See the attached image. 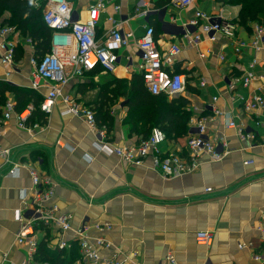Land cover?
<instances>
[{"label": "crops", "instance_id": "1", "mask_svg": "<svg viewBox=\"0 0 264 264\" xmlns=\"http://www.w3.org/2000/svg\"><path fill=\"white\" fill-rule=\"evenodd\" d=\"M99 1L105 4V10L99 15L96 40L102 41L115 27L139 38L148 26L154 30L159 50L179 44L182 50L171 71L186 79V89L189 87L191 93L185 91L181 96L190 102L188 109L196 117H204L211 115L213 105L223 114H230L237 123H246L245 132L253 133L256 142L239 140L235 130L225 127L224 117H214L208 123L207 135L219 140L218 150L223 159L205 162L193 174L164 180L152 169L150 159L131 166L114 154L97 151L96 135L82 120L61 116L63 107L59 106L48 114L41 129L30 133L17 127L15 114L8 121H0V147L10 151V162H38L54 185L52 202L71 213V226L84 224L90 237L102 238L128 257L127 264H163L168 254L174 257L175 264H264V231L259 230L264 219V130H256L252 125L257 118L264 120V113L258 117L242 114L225 91L230 79L241 77L253 58L258 61L255 72L264 74V51L254 54L243 50L236 55L229 40L218 35L211 42L201 34L195 46L183 36L185 32L195 33L184 27L195 10L232 22L237 27V37L244 40L249 38L251 26L256 22L240 26L241 6L230 0H195L188 9L173 0H117L121 8L118 14H114L110 0H75L72 7L75 21H86L88 7ZM138 3L148 9L146 18L136 17ZM197 33L200 34L199 29ZM19 46L23 48V58L14 62L8 76L6 68L0 65V81L30 90V75L25 70L21 72L23 67L19 66L26 64L33 52L23 43ZM130 58L133 62L139 58L133 43L120 50L113 73L102 71L74 79L63 93L93 107L107 81L130 80L139 75L137 66L134 68L133 62L128 61ZM260 88L254 82L248 89L238 87L236 92L245 98L264 95ZM7 97L13 100L12 96ZM215 97L217 102L213 103ZM109 112L112 124L107 129V142L112 147L135 145V138L129 136L128 126L123 123L127 113L124 99L109 105ZM188 125L191 128V123ZM179 147L178 143L168 142L162 150ZM32 153L42 160L32 159ZM248 161L252 163L245 166ZM8 170L9 165L0 159V264H18L25 260L27 247L15 242L18 228L15 213L21 209V193H30L32 185L25 169H20L16 177L7 176ZM207 189L211 192H206ZM94 225L106 229L99 232ZM200 231L213 234L209 247L196 243L194 236ZM37 238L38 245L44 241L40 234ZM47 238H53V232ZM71 238L67 235V239ZM239 245L243 248L239 249ZM112 251L113 248L103 250L101 256L107 258ZM255 255H260L263 261H254ZM74 264L87 263L81 262L79 256Z\"/></svg>", "mask_w": 264, "mask_h": 264}, {"label": "built area", "instance_id": "2", "mask_svg": "<svg viewBox=\"0 0 264 264\" xmlns=\"http://www.w3.org/2000/svg\"><path fill=\"white\" fill-rule=\"evenodd\" d=\"M30 5L41 12L45 26L50 30L49 52L43 56H34L33 46L29 39L22 38L20 32L13 26L5 25L0 20V65L6 68L5 76H8L14 68L15 53L18 46L23 43L28 46L33 55L29 59L32 73L29 78V89L39 94L43 101L40 105L42 113L48 116L54 107H63L61 116H71L82 120L88 129L97 137L94 147L97 151L108 155L114 154L127 165L138 166L150 159L152 169L164 180L193 174L205 162H220L223 155L219 153V140L208 137V123L214 117H224L225 127L235 130L241 141L256 142L253 133H246V123H237L230 114H223L215 106L211 105V115L195 117L191 119L193 133L187 138L183 147L167 148L166 137L159 129H153L147 141L139 145L115 146L107 142L106 129H99L96 125L94 113L90 107L77 102L73 97L65 95L63 89L70 81L82 78L85 73L99 66L103 71L113 73L118 63L120 50L133 43L137 53V72L142 77L143 84L148 92L153 95H165L174 98L185 94L186 79L184 75L171 71L174 59L181 53L179 44H172L165 50H159L154 40V30L146 26L143 35L135 38L133 33L123 32L115 27L110 30L102 41L96 40L99 15L105 10V4L101 1L88 7V18L84 22L75 21L73 15V2L75 0H27ZM117 0H110L114 14L120 12ZM137 2V0H132ZM179 7L188 9L194 5L195 0H173ZM148 9L145 5L137 4L135 14L138 18H146ZM127 23V22H126ZM185 29L195 30V33L187 34L184 30V38L193 46L201 40V34L206 35L209 41L214 42L217 35L229 40L236 55L243 50H250L254 54L264 51V25L254 23L251 26V34L248 39L237 37V27L230 21L211 16L201 10H195L193 18L185 24ZM198 29L200 34L197 33ZM220 61L223 57L219 56ZM130 63L133 59H128ZM258 61L253 58L244 74L239 78H232L225 86L233 103L239 106L244 115H258L264 113V95L252 94L245 98L237 94L238 87L248 89L252 83L258 82L260 89L264 91V74L256 73ZM201 82L200 86L204 87ZM212 102H217L213 98ZM15 102L8 99L4 105H0V121H8L15 114L17 127L30 133L41 129L43 125L34 124L27 126V121L34 112L32 105H28L24 111L14 112ZM253 128L264 130V120L259 118L252 121ZM0 133V137H1ZM264 143V142H263ZM0 159L9 165L7 176L16 177L20 169H25L29 175L32 190L30 193H21V209L15 213V221L18 225L15 233V242L19 246L27 247L25 260L18 264H50L37 262L34 257L37 251L40 234L44 237L47 249L51 251L70 250L73 243L77 245L80 261L87 264H127L125 257L111 243L100 237L89 236L88 228L83 224L77 228L71 226L72 215L69 211L60 209L52 202L54 185L52 180L40 170L38 162L13 163L10 162V151L0 147ZM252 162H245L250 165ZM206 192H211L207 189ZM96 231L102 232L106 227L93 226ZM264 231V219L261 229ZM53 232V238H47V234ZM71 235V239H67ZM198 245L209 247L213 234L210 232H197L194 236ZM264 244V242H263ZM113 248L109 257L101 256L103 250ZM239 249L243 246L239 245ZM254 261L262 262L260 255L253 257ZM14 264V263H8ZM163 264H175L171 254L165 257Z\"/></svg>", "mask_w": 264, "mask_h": 264}, {"label": "trees", "instance_id": "3", "mask_svg": "<svg viewBox=\"0 0 264 264\" xmlns=\"http://www.w3.org/2000/svg\"><path fill=\"white\" fill-rule=\"evenodd\" d=\"M230 2L241 6L238 17L240 26L246 27L250 22L258 24L264 22V0H230ZM6 14L9 15L8 18ZM0 18L3 19V24L15 27L22 38L30 40L35 57L49 52L50 30L43 23L41 12L34 9L27 0H0ZM22 49L20 46L17 48L15 63L23 58ZM102 71L103 69L97 66L83 77L99 74ZM186 92L191 93L189 87ZM7 95L12 96L15 102L14 112L17 114L24 111L28 105L33 106L34 112L29 117L27 126L46 123V115L40 110L43 98L39 94L0 81V105H4L9 99ZM119 98L125 101L127 113L123 123L128 126L129 136L135 138V145L147 141L153 129L162 131L167 142L178 143L181 147L193 133L188 124L195 113L188 109L190 102L184 96L171 99L165 95L153 96L145 88L142 77L133 75L130 80L107 81L99 91L98 102L90 107L97 127L105 128L106 134L112 124L109 105L113 106ZM31 158L38 156L32 153ZM34 259L37 262L50 264H74L79 260L78 247L73 244L70 250L50 252L43 241L37 246Z\"/></svg>", "mask_w": 264, "mask_h": 264}, {"label": "rangeland", "instance_id": "4", "mask_svg": "<svg viewBox=\"0 0 264 264\" xmlns=\"http://www.w3.org/2000/svg\"><path fill=\"white\" fill-rule=\"evenodd\" d=\"M136 61H138V58H136V60L133 62V64H134L133 67L134 68L137 66V62ZM19 67H23V68H21V72H24V70H25V74L26 75H28V74L31 75L32 69H31V67L29 65V60H28V62L26 64H21Z\"/></svg>", "mask_w": 264, "mask_h": 264}]
</instances>
